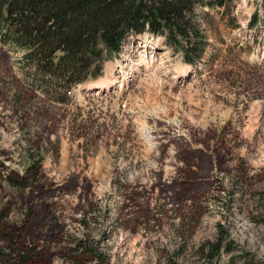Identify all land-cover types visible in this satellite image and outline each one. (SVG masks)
I'll return each instance as SVG.
<instances>
[{"label":"rangeland","instance_id":"rangeland-1","mask_svg":"<svg viewBox=\"0 0 264 264\" xmlns=\"http://www.w3.org/2000/svg\"><path fill=\"white\" fill-rule=\"evenodd\" d=\"M237 1L242 30L211 11L196 67L144 34L107 63L108 87L65 103L30 88L0 41V205L15 203L16 232L31 208L35 231L19 232L45 261L28 264H264V26L246 25L264 0Z\"/></svg>","mask_w":264,"mask_h":264},{"label":"trees","instance_id":"trees-1","mask_svg":"<svg viewBox=\"0 0 264 264\" xmlns=\"http://www.w3.org/2000/svg\"><path fill=\"white\" fill-rule=\"evenodd\" d=\"M222 8L228 24L240 28L235 0H0V41L23 53L30 88L62 103L74 87L99 79L130 35L162 36L184 61L197 63L210 45V10ZM261 21L256 11L248 24ZM212 245L210 257L221 243Z\"/></svg>","mask_w":264,"mask_h":264},{"label":"flooded vegetation","instance_id":"flooded-vegetation-1","mask_svg":"<svg viewBox=\"0 0 264 264\" xmlns=\"http://www.w3.org/2000/svg\"><path fill=\"white\" fill-rule=\"evenodd\" d=\"M4 158H7V155H3V153H0V160L2 162L0 163V166L5 168L3 166V163H6V160ZM4 159V160H3ZM7 174H4L6 180L10 183L9 185H14L15 187H20L16 184H19V175L16 174L11 168L8 170L6 168ZM13 173L11 176L10 174ZM8 176H10L12 181L8 179ZM15 179H18L17 183H15ZM2 185V184H0ZM64 190L67 189V184L60 186L59 189H56L54 191V195L61 194L64 192ZM75 195V194H74ZM57 199V198H56ZM24 204V203H23ZM15 203L10 206L9 204H2L0 205V264H28L30 263V256L31 254H34L35 257H40L38 258V262L40 261H45V258L42 257L41 251H39V246H33L32 243H29L27 240L25 241V237L22 236L19 232V230H24V232H29V231H35V229H31L29 226L26 227V224L30 221V217L32 215L31 208L29 207L28 209H21L20 211H17V213L21 214L23 216V221L21 222L22 225L17 227V232L14 230V228L8 224L6 221V217L9 214L13 213ZM14 222V221H13ZM83 222V221H82ZM15 223V222H14ZM12 228V229H11ZM25 241V242H24ZM58 242H54V255L58 256L60 259L58 261H62V255H66V253H63L61 248H63V244L61 245V238L58 237L57 239ZM77 249V248H76ZM51 250V249H50ZM68 252L73 253L72 249H69ZM53 261V260H52ZM60 264V262H57Z\"/></svg>","mask_w":264,"mask_h":264},{"label":"bare ground","instance_id":"bare-ground-1","mask_svg":"<svg viewBox=\"0 0 264 264\" xmlns=\"http://www.w3.org/2000/svg\"><path fill=\"white\" fill-rule=\"evenodd\" d=\"M146 45H144V48H143V51H144V53H149L150 52V50L148 49V45H147V48L145 47ZM146 64V63H145ZM109 85V83H102V86L101 87H106V86H108ZM121 86H122V84H121ZM147 127H146V125H141V130L144 132V131H146L147 129H146ZM140 129V128H139Z\"/></svg>","mask_w":264,"mask_h":264}]
</instances>
